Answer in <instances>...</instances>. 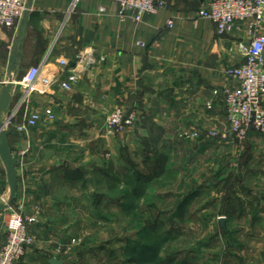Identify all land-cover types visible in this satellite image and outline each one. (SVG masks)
I'll return each mask as SVG.
<instances>
[{
  "label": "crops",
  "instance_id": "0c3cea01",
  "mask_svg": "<svg viewBox=\"0 0 264 264\" xmlns=\"http://www.w3.org/2000/svg\"><path fill=\"white\" fill-rule=\"evenodd\" d=\"M165 1L167 8L155 15L129 13L121 17L118 5L108 0H27L31 13L11 30L0 28V82L14 84L7 113L19 104L18 83L32 66L42 65L44 73H57L65 81L61 59L72 60L79 51L91 48L97 58H105L104 63L85 73L72 91H64L57 83L46 94L30 97L28 114L53 108L54 123H40L20 133L16 127L25 121L24 108L8 128L18 170L14 203L35 201L43 219L65 209L57 193L64 198L70 188L84 193L90 179L83 168L85 159L77 162L67 156L54 162L47 141L85 135L86 127L90 134L86 113L98 106H134L143 122L133 136L137 143L149 139L150 156L158 151L152 143L157 137L164 142L159 148L162 153L171 147L179 155L186 153L185 142L175 139L178 136L199 137L197 152L204 151V136L227 118L222 92L235 84L226 70L245 63L240 44L249 40L242 27L219 35L215 24L200 16L210 0ZM259 140L264 141V133L250 134V142ZM250 164L259 166L264 177L263 154ZM0 169L5 171L3 195L9 202L11 192L1 158ZM57 186L60 192L55 191ZM40 225L42 230L48 228ZM1 230L0 245L6 241ZM27 253L23 264L26 260L49 264L51 260L31 248ZM220 262L244 264L245 260Z\"/></svg>",
  "mask_w": 264,
  "mask_h": 264
},
{
  "label": "rangeland",
  "instance_id": "374dc122",
  "mask_svg": "<svg viewBox=\"0 0 264 264\" xmlns=\"http://www.w3.org/2000/svg\"><path fill=\"white\" fill-rule=\"evenodd\" d=\"M133 107H95L86 113L90 134L86 127L85 135L48 139L54 162L67 156L85 159L89 183L84 193L71 188L65 198L57 193L65 209L55 217L40 218L35 201L13 203L0 214L4 237L14 215H21L35 240L31 249L63 264H264V177L259 166L250 164L264 155V141L234 140L226 118L204 136L203 152H197L199 137L178 136L186 153L179 155L174 147L162 153L164 142L157 137L152 143L158 151L150 156L149 139L137 143L133 136L143 122L140 114L127 132L114 136L106 131L113 110ZM3 170L1 203L8 202ZM40 223L48 228L42 230Z\"/></svg>",
  "mask_w": 264,
  "mask_h": 264
},
{
  "label": "built area",
  "instance_id": "2783aa9c",
  "mask_svg": "<svg viewBox=\"0 0 264 264\" xmlns=\"http://www.w3.org/2000/svg\"><path fill=\"white\" fill-rule=\"evenodd\" d=\"M108 1L118 5L121 17L129 13L155 15L167 8L165 0ZM31 11L27 0H0V28L13 29ZM200 16L213 22L219 35L230 34L239 27L247 34L249 42L240 44L245 63L226 70L235 87L222 92L229 134L234 140L245 143L252 132L264 133V0H210ZM104 62L105 58H97L92 48L79 51L72 60L61 59L60 66L66 68L65 81L58 78L57 73H44L42 65L29 68L19 83V104L5 113L6 129L13 125L24 108L25 121L16 127L18 132L26 133L40 123H54L56 114L53 108L28 114L30 97L35 93L46 94L57 83L61 89L70 92L85 73ZM6 83L0 82V91ZM138 117L135 109L116 108L106 120V131L114 136L121 135L135 126ZM34 245L27 221L21 215H14L6 241L0 245V264H20Z\"/></svg>",
  "mask_w": 264,
  "mask_h": 264
},
{
  "label": "water",
  "instance_id": "95a60500",
  "mask_svg": "<svg viewBox=\"0 0 264 264\" xmlns=\"http://www.w3.org/2000/svg\"><path fill=\"white\" fill-rule=\"evenodd\" d=\"M13 85V82L9 81L2 87L0 93V158L6 168L7 179L11 192L9 202L7 204H0V211L11 209L14 201L18 197V170L13 157V149L9 143V134L6 129L5 121V113L11 103ZM222 225L225 229V220H222ZM49 263L63 264L55 259L49 260Z\"/></svg>",
  "mask_w": 264,
  "mask_h": 264
},
{
  "label": "trees",
  "instance_id": "16d2710c",
  "mask_svg": "<svg viewBox=\"0 0 264 264\" xmlns=\"http://www.w3.org/2000/svg\"><path fill=\"white\" fill-rule=\"evenodd\" d=\"M186 202H188V200ZM186 202L184 204H182V205H186Z\"/></svg>",
  "mask_w": 264,
  "mask_h": 264
}]
</instances>
